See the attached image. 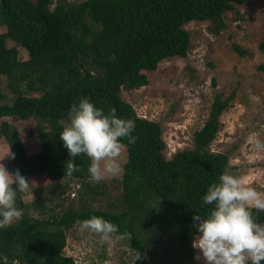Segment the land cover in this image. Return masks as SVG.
<instances>
[{
    "label": "trees",
    "instance_id": "trees-1",
    "mask_svg": "<svg viewBox=\"0 0 264 264\" xmlns=\"http://www.w3.org/2000/svg\"><path fill=\"white\" fill-rule=\"evenodd\" d=\"M245 0H0V75L10 95L0 89V118L35 120L33 127L39 151L27 155L15 127L0 121V137L15 154L7 162L9 172L34 181L66 178L81 183L90 179L89 159L75 158L81 171L65 174L68 150L59 138L60 121L70 122L72 104L87 98L108 114L135 121L134 144L122 138L125 156L120 175L118 210L68 206L45 219L27 214L0 229V264H77L63 254L65 234L75 222L92 216L117 225L116 235L125 238L133 252L159 256L167 264H193L192 241L197 235L193 217L205 218L213 205L202 197L210 184L224 173L228 157L212 152L221 111L228 100L214 96L207 119L193 133L192 147L165 158L160 125L137 116L120 96V90L147 84L144 71L154 70L166 57H185L188 33L182 27L191 20H209L213 32L224 27L222 14ZM9 39L14 45L6 46ZM26 51L19 59L17 47ZM264 51V38L258 44ZM239 56L246 51L238 45ZM264 73V63L256 66ZM37 92L36 96L28 95ZM84 184V185H82ZM78 195L82 193L77 192ZM264 223V211L252 210ZM264 264V262H262Z\"/></svg>",
    "mask_w": 264,
    "mask_h": 264
},
{
    "label": "rangeland",
    "instance_id": "rangeland-1",
    "mask_svg": "<svg viewBox=\"0 0 264 264\" xmlns=\"http://www.w3.org/2000/svg\"><path fill=\"white\" fill-rule=\"evenodd\" d=\"M222 19L224 27L216 33L209 20L184 23L182 27L189 37L186 56L161 59L154 70L143 72L146 85L121 89L120 96L137 116L160 125L164 142L162 153L167 159L177 150L192 147L193 133L207 119L214 96L228 100V105L218 115V127L208 150L227 153L224 173L238 177L245 186L264 194V73L256 70L258 64L264 63V51L258 48L264 38V0L234 4L233 9L223 12ZM4 30V26H0V32ZM5 44L14 45L9 39ZM233 45L244 49L246 54L237 55L232 50ZM17 52L19 59L25 58L23 48L17 47ZM0 89L10 95L2 75ZM27 94L36 96L38 93ZM1 120L15 127L27 155L39 151L33 130L35 120L6 117ZM60 122L63 128L69 123ZM7 150L0 137V156ZM124 156L125 149L122 161ZM8 160L5 156L0 163L9 171ZM119 177H109L96 184L88 179L82 187L78 181L50 180L43 174L29 182L34 188L20 193L19 199L27 214L34 218L45 219L68 206L115 211L121 192ZM78 191L82 195H78ZM81 223L75 222L66 231L62 249L63 254L71 256L77 264H141L144 260L142 256L133 261L135 252L128 247L125 238L111 234L109 240L101 242L99 236L82 230ZM194 251L193 264H204L199 249L194 248ZM163 252L159 248L157 254H161L147 257L149 262L143 264H167Z\"/></svg>",
    "mask_w": 264,
    "mask_h": 264
},
{
    "label": "clouds",
    "instance_id": "clouds-1",
    "mask_svg": "<svg viewBox=\"0 0 264 264\" xmlns=\"http://www.w3.org/2000/svg\"><path fill=\"white\" fill-rule=\"evenodd\" d=\"M115 113L113 107L105 114L87 98L70 106V122L59 133L70 156L65 174L71 176L82 170L75 163V158L81 155L89 159L87 171L92 184L123 173L125 145L121 140L127 138L128 143L134 144L136 138L131 133L136 125L134 120L118 118ZM5 156L15 158L10 148L0 156V161ZM29 180L19 169L9 172L0 163V229L22 217L16 199L18 193L32 191L34 187L30 186ZM202 199L204 204L213 207L205 218L198 213L193 217L198 234L192 247L202 253L204 264H262L264 223L258 222L252 210L264 211V194L245 186L238 177L223 173L218 182L210 184ZM81 229L99 236L104 242L117 232L118 227L103 217L92 216L82 221ZM140 258L135 252L133 261Z\"/></svg>",
    "mask_w": 264,
    "mask_h": 264
}]
</instances>
